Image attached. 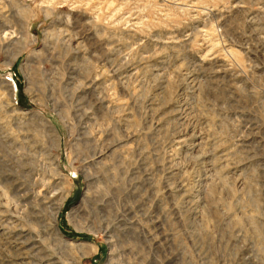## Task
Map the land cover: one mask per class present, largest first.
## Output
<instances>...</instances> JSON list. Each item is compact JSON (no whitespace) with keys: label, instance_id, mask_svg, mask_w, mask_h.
<instances>
[{"label":"rangeland","instance_id":"1","mask_svg":"<svg viewBox=\"0 0 264 264\" xmlns=\"http://www.w3.org/2000/svg\"><path fill=\"white\" fill-rule=\"evenodd\" d=\"M68 192L77 264H264V0H0V213Z\"/></svg>","mask_w":264,"mask_h":264},{"label":"bare ground","instance_id":"2","mask_svg":"<svg viewBox=\"0 0 264 264\" xmlns=\"http://www.w3.org/2000/svg\"><path fill=\"white\" fill-rule=\"evenodd\" d=\"M7 28L5 25L1 26V32H7ZM20 111H17V114L19 115ZM21 114L24 116L26 113L21 112ZM29 147V146H28ZM198 147V145H197ZM43 148V147H42ZM40 150V148H39ZM38 150V151H39ZM34 152V151H33ZM31 153V152H30ZM42 153V152H41ZM47 154V153H46ZM43 155V153H42ZM58 162V158H55ZM53 159L52 162H55L56 160ZM49 161V160H48ZM92 180V179H90ZM42 184V183H41ZM89 190V189H88ZM87 190V192H88ZM87 192L85 193V196H87ZM71 192H68L65 194V198L60 199L59 201H54L52 203V207H54L52 210L57 209V214L56 216L50 214V218H46L43 214L47 211L46 203H44L43 207H41L40 210L36 211L33 213L31 216L35 219V222H33L30 218V224H35L36 230L39 229L41 230L39 233L43 234L41 236H33L32 231H28L24 229V225L19 223V218L16 212L10 211L8 214L0 213V219L5 222L3 224L2 228V233H9L8 227L13 231L12 233L15 234L14 240V246H15V251L18 253L17 254V259H16V264H71L72 258L68 259L67 254L74 252L76 256H80L79 260L81 258H85L92 252H87L86 249L87 247L84 245H78V244H73L70 242H63L60 244L59 248H56L54 245H50V237H44V233H47L50 231L55 237H58L56 226L59 225V216L61 215V211L63 208L64 203L69 199V194ZM65 199V200H64ZM65 201V202H64ZM48 206V205H47ZM79 208H75L70 212L68 215V222L71 223L73 228L77 230V232H81L79 227L74 224V221L76 220V212L78 213ZM40 216L41 218L40 221ZM4 217V218H1ZM7 217V219L5 218ZM1 222V221H0ZM2 223V222H1ZM28 224V223H27ZM29 224V225H30ZM8 226V227H7ZM28 228V227H27ZM34 228V227H33ZM32 228V229H33ZM10 234V233H9ZM89 250V249H87ZM93 252L92 254H94ZM14 256V255H13ZM88 258V257H87ZM82 261V260H81ZM80 261V262H81ZM79 262V263H80ZM74 264H77L76 262H73ZM78 263V264H79ZM108 264H113L112 260H109Z\"/></svg>","mask_w":264,"mask_h":264}]
</instances>
